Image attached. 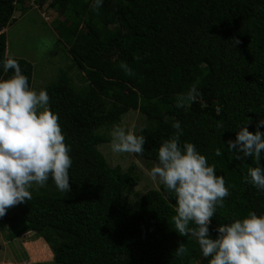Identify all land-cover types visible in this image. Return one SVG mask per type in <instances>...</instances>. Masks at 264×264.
Wrapping results in <instances>:
<instances>
[{
    "label": "trees",
    "instance_id": "obj_1",
    "mask_svg": "<svg viewBox=\"0 0 264 264\" xmlns=\"http://www.w3.org/2000/svg\"><path fill=\"white\" fill-rule=\"evenodd\" d=\"M35 2L57 14L52 25L86 85L76 88L63 71L42 88L71 149L72 190L59 191L49 178L19 213L0 218L7 241L33 232L60 264H208L196 239L173 228L175 199L161 184L124 200L139 184L136 167L110 165L98 149L107 141L98 130L138 111L147 121L136 133L146 138L138 156L157 162L179 121L180 143H193L230 190L212 218V237L218 225L249 211L264 215V191L244 182L247 168L226 143L239 126L250 121L255 132L264 119V0H102L98 12L94 0H0V79L13 74L2 67L5 29ZM14 59L32 88L33 64ZM193 84L201 95L177 107ZM244 163L256 166L250 158ZM180 243L188 249L183 256L175 255Z\"/></svg>",
    "mask_w": 264,
    "mask_h": 264
},
{
    "label": "clouds",
    "instance_id": "obj_2",
    "mask_svg": "<svg viewBox=\"0 0 264 264\" xmlns=\"http://www.w3.org/2000/svg\"><path fill=\"white\" fill-rule=\"evenodd\" d=\"M101 6L102 0H94L91 5L97 12ZM2 67L5 74L9 70L13 74L0 79V218L9 208L31 200L33 185L44 187L49 178L59 191L72 190L71 149L58 115L50 108L48 92L31 88L18 61L7 53ZM120 67L125 74H133L126 63L121 62ZM200 95L193 84L177 100V107H184L185 100L195 102ZM249 123L239 126L236 138L226 143L234 158L247 168L244 182L264 191V132L260 131L264 119L257 122L255 132L249 131ZM172 127L175 134L162 141L157 162L148 174L174 196L175 215L171 219L175 231L183 237H194L203 257L210 258L208 264H264V215L249 211L243 219L218 225L217 235L212 237V218L217 208L223 207L230 190L224 176L217 175L215 165H209L193 143H180L181 123L177 121ZM110 136L112 152L143 154L146 138L131 128L114 124ZM215 155H222L220 149ZM249 158L256 166L244 163ZM187 251L180 243L175 255L183 256Z\"/></svg>",
    "mask_w": 264,
    "mask_h": 264
},
{
    "label": "rangeland",
    "instance_id": "obj_3",
    "mask_svg": "<svg viewBox=\"0 0 264 264\" xmlns=\"http://www.w3.org/2000/svg\"><path fill=\"white\" fill-rule=\"evenodd\" d=\"M31 7L33 8L27 12L16 11L15 21L5 29L7 54L13 58L26 59L33 64L32 88L36 91L56 82L63 71H69L76 88L85 86L83 73L73 65L71 55L60 42L58 33L52 25L57 14L52 11L46 12L36 2L31 4ZM118 124L126 129L131 128L137 133L139 129L147 125V121L138 111H129ZM112 128L113 126L105 125L98 130V134L107 139L105 143L99 145V151L112 166H119L123 170L135 166L139 178L138 186L126 192L123 195L124 200L133 201L150 189H158L159 181H153L148 174L156 162L142 159L136 154L112 152L110 144ZM31 191L33 194L39 191V187L33 185ZM23 204L9 208L4 217L9 218L19 213ZM6 236L7 226H4L0 220V261L14 264H60L52 259L51 250L46 243L39 240L38 235L25 234L13 241H7Z\"/></svg>",
    "mask_w": 264,
    "mask_h": 264
},
{
    "label": "crops",
    "instance_id": "obj_4",
    "mask_svg": "<svg viewBox=\"0 0 264 264\" xmlns=\"http://www.w3.org/2000/svg\"><path fill=\"white\" fill-rule=\"evenodd\" d=\"M27 234H30V235H34V233L33 232H30V233H27ZM39 240H42L44 243H46L45 242V240L43 239V238H40ZM38 240V241H39ZM25 245V244H24ZM46 245H47V243H46ZM48 246V245H47ZM49 247V246H48ZM50 249V248H49ZM52 252V251H51ZM29 254V253H28ZM53 254V253H52ZM53 257V256H52ZM53 259V258H52ZM3 261H0V263H2ZM7 263H9V264H14V263H12V262H7ZM33 263V262H32ZM19 264H22V263H19ZM28 264V263H27Z\"/></svg>",
    "mask_w": 264,
    "mask_h": 264
},
{
    "label": "built area",
    "instance_id": "obj_5",
    "mask_svg": "<svg viewBox=\"0 0 264 264\" xmlns=\"http://www.w3.org/2000/svg\"><path fill=\"white\" fill-rule=\"evenodd\" d=\"M0 264H9V263H7V262L3 261V262H2V263H0Z\"/></svg>",
    "mask_w": 264,
    "mask_h": 264
}]
</instances>
